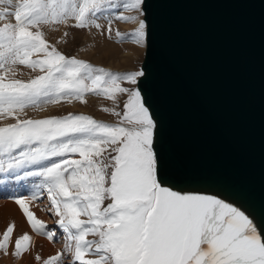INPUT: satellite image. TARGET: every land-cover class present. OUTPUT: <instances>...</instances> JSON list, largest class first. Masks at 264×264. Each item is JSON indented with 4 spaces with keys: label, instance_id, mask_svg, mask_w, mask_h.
Masks as SVG:
<instances>
[{
    "label": "snow or ice",
    "instance_id": "obj_1",
    "mask_svg": "<svg viewBox=\"0 0 264 264\" xmlns=\"http://www.w3.org/2000/svg\"><path fill=\"white\" fill-rule=\"evenodd\" d=\"M0 5H5L0 21H6L0 24V119H15L0 126V171L34 167L16 179L42 177L31 199L46 192L49 211L65 233L63 249L43 260L37 254V261L65 264L64 257L71 256L69 264H264V236L241 207L166 186L158 121L138 86L143 68L117 72L66 56L40 28L71 20L73 27L94 26L111 38L115 21L131 22L130 33L116 29L115 36L143 46L150 33L145 0H0ZM101 17L106 26L98 22ZM16 65L40 74L16 78ZM89 93L114 104L127 94L123 111L103 109L118 122L71 112L20 118L30 106L87 103ZM16 203L36 232L54 238L28 199ZM15 227L4 231L0 251L7 253ZM31 240L21 235L13 254L27 252Z\"/></svg>",
    "mask_w": 264,
    "mask_h": 264
},
{
    "label": "water",
    "instance_id": "obj_2",
    "mask_svg": "<svg viewBox=\"0 0 264 264\" xmlns=\"http://www.w3.org/2000/svg\"><path fill=\"white\" fill-rule=\"evenodd\" d=\"M138 86L163 180L234 197L264 227V0H145Z\"/></svg>",
    "mask_w": 264,
    "mask_h": 264
},
{
    "label": "rangeland",
    "instance_id": "obj_3",
    "mask_svg": "<svg viewBox=\"0 0 264 264\" xmlns=\"http://www.w3.org/2000/svg\"><path fill=\"white\" fill-rule=\"evenodd\" d=\"M4 6L5 5H0V7ZM124 14L132 13L125 12ZM9 21L14 22V19L9 17ZM4 22L6 21H0V24ZM98 22L105 26L107 25V19L104 17H101ZM73 24L74 21L70 20L67 24H42L40 28L44 32L45 38L48 42L55 45L57 49L66 56H75L78 59L89 61L95 66L104 67L117 72L136 71L141 69L145 47L142 45H136L130 38L119 40L115 36L116 29H119L121 32L130 33L135 28L133 23L115 21L111 38H109L106 33L101 34V30L96 29L94 26L80 29L73 27ZM65 33H67V35H65ZM14 71H16V78L22 80H29L40 74L38 71H32L30 68L23 65L14 66ZM121 83L124 87H133L127 81H122ZM85 100L87 103L74 100L71 103L61 102L60 104H48L44 105L42 109L30 106L27 107L23 113H20V118L38 119L52 115L63 116L71 112L74 114L91 115L97 120L108 123H116L119 118L111 112H106L103 109L116 107L117 111H123V104L127 100V94L118 95V101L116 104L103 95L92 93L87 94ZM11 123H15V119L11 117L0 119V126ZM34 170L35 168L32 167L17 171H0V238H2L6 228L13 223H15L16 227L13 232L14 235L12 234L15 238L11 240L12 244L14 243L15 245V240L25 233L32 237L29 250L19 257L13 254L14 245L10 246L11 244L9 247L13 248L11 250H9V248L7 253L0 251V264H42L43 259L55 255L56 252L61 251L64 247L65 233L57 224L59 218L49 211L52 205L46 192H41L38 198L31 199L33 193L37 191V186L41 183L42 177L29 176L19 180L16 179L17 175L23 177L24 171ZM165 184L166 186L172 187L174 190L181 192H196L200 194L215 195L218 198L225 199L226 202L233 203L234 206L241 207V210L246 211V214L250 216L254 224L257 226L258 231L264 236V227L258 217L234 197H231L222 191L203 186H176L167 182H165ZM20 188H27L30 191L28 196H23L22 198L28 199L30 210L35 213V216L38 219L45 222L48 226V230L55 233L52 240H49L46 235L36 232L27 221L23 210L16 201L8 200L4 197L5 193L2 194L4 191L13 194H20ZM108 202L109 201H105V205ZM88 238L94 239L95 237L90 235ZM37 254L41 256V261L35 259ZM70 260L71 256L64 257L65 264H69Z\"/></svg>",
    "mask_w": 264,
    "mask_h": 264
},
{
    "label": "crops",
    "instance_id": "obj_4",
    "mask_svg": "<svg viewBox=\"0 0 264 264\" xmlns=\"http://www.w3.org/2000/svg\"><path fill=\"white\" fill-rule=\"evenodd\" d=\"M3 196V195H2ZM5 198H7L8 200L10 199L11 201L13 200H15L16 201V199L17 198H19V197H11V196H4ZM20 198H22V197H20ZM10 205V204H9ZM4 211V210H3ZM4 215H5V213H4ZM19 234V233H18ZM13 239H15L13 236H12V238H11V240H13ZM11 245L10 246H13L14 245V243L12 244V241H11V243H10ZM10 247H8V249H9ZM13 247H11L9 250H11Z\"/></svg>",
    "mask_w": 264,
    "mask_h": 264
},
{
    "label": "built area",
    "instance_id": "obj_5",
    "mask_svg": "<svg viewBox=\"0 0 264 264\" xmlns=\"http://www.w3.org/2000/svg\"><path fill=\"white\" fill-rule=\"evenodd\" d=\"M14 192H15V190H14ZM3 193H5V196H11V197H14V196H16V197H23V196H21V193L20 194H13V193H11V192H8V191H4V192H2V194ZM16 193V192H15ZM24 195V194H23Z\"/></svg>",
    "mask_w": 264,
    "mask_h": 264
},
{
    "label": "bare ground",
    "instance_id": "obj_6",
    "mask_svg": "<svg viewBox=\"0 0 264 264\" xmlns=\"http://www.w3.org/2000/svg\"><path fill=\"white\" fill-rule=\"evenodd\" d=\"M144 47H145V45H143ZM7 208H8V206H7ZM8 211V210H7ZM14 235V234H13Z\"/></svg>",
    "mask_w": 264,
    "mask_h": 264
}]
</instances>
